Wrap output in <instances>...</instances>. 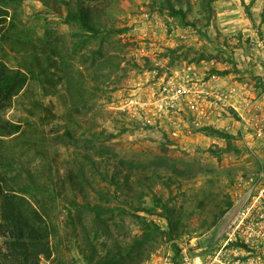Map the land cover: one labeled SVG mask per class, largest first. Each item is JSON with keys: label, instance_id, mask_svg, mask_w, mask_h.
Instances as JSON below:
<instances>
[{"label": "rangeland", "instance_id": "rangeland-1", "mask_svg": "<svg viewBox=\"0 0 264 264\" xmlns=\"http://www.w3.org/2000/svg\"><path fill=\"white\" fill-rule=\"evenodd\" d=\"M78 4L99 15L97 36L66 22ZM212 7L0 0V63L26 78L0 111L19 127L0 133V254L9 252L10 202L51 233L52 256L39 264L207 258L222 213L264 172L254 128L264 119V0ZM211 79L210 89L233 86L236 99L198 90L178 105L161 96L170 81L198 89Z\"/></svg>", "mask_w": 264, "mask_h": 264}, {"label": "built area", "instance_id": "built-area-1", "mask_svg": "<svg viewBox=\"0 0 264 264\" xmlns=\"http://www.w3.org/2000/svg\"><path fill=\"white\" fill-rule=\"evenodd\" d=\"M196 95L197 86L185 81H170L161 93L167 104L178 105ZM254 128L264 140V119L256 117ZM249 185L223 216L212 251L200 264H264V172L251 178Z\"/></svg>", "mask_w": 264, "mask_h": 264}, {"label": "trees", "instance_id": "trees-1", "mask_svg": "<svg viewBox=\"0 0 264 264\" xmlns=\"http://www.w3.org/2000/svg\"><path fill=\"white\" fill-rule=\"evenodd\" d=\"M215 0H202V4L208 13H212V4ZM174 16H180L182 19L186 14L181 10L172 8L171 12ZM67 23H77L81 29L92 35L97 36L102 28L99 26V15L92 12L87 7L80 4L75 9H70L66 18ZM225 73H229L225 72ZM26 78L20 72L12 73L6 66L0 63V111L4 109L9 101L16 96L24 85ZM19 127L8 120H4L0 114V133L2 135H11L18 132ZM216 130L212 132L215 133ZM216 133L220 134L219 131ZM223 135V134H222ZM2 193V186L0 185V195ZM9 205L11 207H9ZM8 209L3 210L5 233L9 237V252L7 254H0V264H39V258L44 255L47 259L52 256L50 248L51 233L41 227H37L31 222L28 216L21 210L16 209L12 203L9 202ZM225 212L222 213V216ZM40 217V216H39ZM169 225V230L165 233H171L173 228V221L171 214L164 216ZM153 228L160 230V227L151 222ZM148 231L149 226H147ZM132 255L126 257L121 263L126 264L130 261Z\"/></svg>", "mask_w": 264, "mask_h": 264}, {"label": "crops", "instance_id": "crops-1", "mask_svg": "<svg viewBox=\"0 0 264 264\" xmlns=\"http://www.w3.org/2000/svg\"><path fill=\"white\" fill-rule=\"evenodd\" d=\"M225 80H227V77H225V78H223V79H221V81H225ZM213 80L211 79L210 81H204V83H202V84H200V86L198 87V90H199V92L201 93L199 96L200 97H205L204 96V93H207V95L208 94H210V95H212L213 97H215V98H220V97H228V95L230 96V99H236V94H238V93H236L235 94V98H234V93L233 92H236L235 91V89L233 88V86H230V87H228L227 88V90L225 89V92L222 90V89H224V88H221V89H210V86L208 85L209 83H211ZM229 91H232V95L230 94V92ZM206 98V97H205ZM222 99V98H221ZM191 107H195V105H192ZM237 108V107H236ZM199 111H200V109H199ZM197 115V114H196ZM207 115L208 114H198V119L200 120H203V119H205V120H207L208 118L210 119V116L209 117H207ZM239 115H243V114H239ZM246 115V114H245ZM250 115H252V114H250ZM257 116V114H254L253 115V118L254 117H256ZM261 116H263L264 117V115H261ZM200 120V121H201ZM224 122V121H223ZM200 124H201V122H200Z\"/></svg>", "mask_w": 264, "mask_h": 264}]
</instances>
